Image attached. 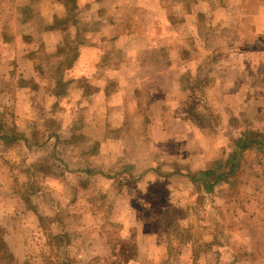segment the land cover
<instances>
[{"label": "rangeland", "instance_id": "1", "mask_svg": "<svg viewBox=\"0 0 264 264\" xmlns=\"http://www.w3.org/2000/svg\"><path fill=\"white\" fill-rule=\"evenodd\" d=\"M195 8L197 19H186ZM133 9L137 41L106 44L103 62L179 67L171 75L186 96L172 82L141 80L163 74L154 70L131 83L113 70L85 79L78 66L56 98L60 52L81 55L112 15L97 23L77 11L72 25L51 0H0V135L24 137L10 147L0 139L1 176L30 208L0 211V235L16 264H264L263 233L248 242L237 215L255 177L264 180V145L233 144L243 125L264 144V0H180L163 29L155 8ZM153 99H169L170 110ZM188 176L220 180L208 194ZM37 201L44 211H32Z\"/></svg>", "mask_w": 264, "mask_h": 264}, {"label": "crops", "instance_id": "2", "mask_svg": "<svg viewBox=\"0 0 264 264\" xmlns=\"http://www.w3.org/2000/svg\"><path fill=\"white\" fill-rule=\"evenodd\" d=\"M51 1L55 2L61 10L63 11L65 10L62 4L58 2L57 0H51ZM101 1L103 2L104 0H77V3H78L77 11H79V16L81 14L83 16L92 14L91 17L92 18L95 17L96 18L95 20H98L97 23H101L104 21L103 15L107 16V13L109 12L113 17V20L107 21L108 23L105 25L106 33L101 32L97 40L87 41L85 43V46H83L81 50V55H77V58L75 62L73 63V65L69 69L65 70V72L70 71L74 69L75 67L78 68V66H81L82 77L85 79L86 78L91 79L93 78V74L97 70L99 72L101 71L110 72L111 70H113L116 72V74L119 76L121 80L127 81V82L130 81L132 83L133 82L132 73H136L138 71H140L141 73H144L146 71L154 70L155 72H161L163 74H159V73L156 74L155 79L150 75L148 76L147 79L144 78L141 80H150L153 82L168 83L169 84L168 87H171V82H172L175 86H177L180 89L179 92H181V96H186L185 95L186 91L190 92L191 90L183 89V87L181 86V78L177 76L175 77V79H173L174 75H171V73H174L173 71H176L178 73L179 67L165 65V66H161L160 68L158 66H150V65H143V64L142 65H129V66L116 64L111 67L109 65H105V63L103 62V58H105V55H102L105 50L104 48L106 44L112 43L113 45L116 46V48L124 47L125 50H128V45H131L137 41L136 37H139V34L134 32L133 29L136 26L135 22H139L140 18L135 16L134 9L136 8L133 9V7L137 6L138 12L140 11L144 12L145 15L149 13V10H150L148 9L149 7L155 8L158 14L157 16H151L153 17L154 22H157V23H154V26L156 29L157 28L163 29L165 27L164 22L166 21L164 16L171 13L172 9L179 7L180 0H114L113 5H109V6H106L104 3L102 4ZM129 2L131 3V5L129 4ZM127 7H130V14L125 13L127 11ZM190 12L191 13L187 14L185 18L186 19L189 18L190 20L193 18L194 20H196L199 9L195 8V10H192ZM131 18H134L135 20L132 21ZM141 23L144 27H147L150 23V20H148L147 18V19H144ZM127 26H129L132 29L130 31L123 32L122 28H127ZM53 30L59 31L56 29H53ZM156 36H160V38H162V36H164V33L157 31ZM0 71L4 72L5 68L0 66ZM125 72L130 73L129 79L128 77L123 75V73ZM120 74H122L123 76L120 77ZM0 92H1L0 102H2V104L4 105L5 90H2ZM176 95H178L179 98H182L180 97L179 94H176ZM167 98H169L168 94H167ZM153 100H155L156 103L167 105L168 110H170V107L168 105V102H170L169 99H162L159 101L158 99H153ZM179 102H180V99H179ZM183 105L184 103H181V107ZM178 106H180V103H178ZM230 119L232 121V118ZM255 119H258V117H256ZM253 121L254 119H251V122H249L248 120V123H253ZM242 130L243 131L240 137L242 139L240 140L238 139L239 141H237L236 143H233L234 146H236L237 148H238V143L241 140H244L245 138H247L249 141L250 140L254 141L253 139L249 137L251 135L252 136L255 135L251 133L253 131L249 129V125L248 127L246 126L244 127L243 125ZM232 134L236 136L233 131H232ZM237 138L238 136H236V139L233 138V141L235 142ZM263 145L264 144H261V143H258L257 145L247 143L245 148L240 149V150L242 151L244 149L256 147L259 151H262ZM24 147H27V145L24 144ZM232 168L235 169V166H233ZM2 173L5 174V167L0 169V211H17L18 203L20 206L19 208L20 211L28 209L29 208L28 206H27L28 208L21 206V205H24L23 203L24 200H22L23 197L19 195V193L15 189V183L12 182L11 179H8V181H6L5 183V176H1ZM177 175H179V173ZM228 177L226 178V180L228 179ZM255 179H256L255 184L253 183V185L255 186L253 188V192L247 196V201L245 202L247 204L245 207V211H243L242 209L241 214L236 212L238 213L237 215L242 217L244 221L243 224L240 226V228L239 227L238 228L242 232V236L244 237V239H247V241L250 243L253 242L254 240L261 241L262 233L264 235V180H262L259 177H255ZM203 180L199 181L200 185L201 187H205L206 189H208L209 190L208 194H209L211 187L208 188L205 184L202 185ZM208 180L212 181L210 179ZM214 180H217V179H214ZM250 187L252 188L251 184H250ZM11 190H12V193H11ZM5 192H7L6 195H5ZM36 204L38 207L34 205V207L31 208L33 209L32 211H36V210L44 211L41 208V204H42L41 201H37ZM261 242H264V241H261ZM193 261L194 263H196L197 260L195 261L193 258ZM253 261H250V262L253 263Z\"/></svg>", "mask_w": 264, "mask_h": 264}, {"label": "trees", "instance_id": "3", "mask_svg": "<svg viewBox=\"0 0 264 264\" xmlns=\"http://www.w3.org/2000/svg\"><path fill=\"white\" fill-rule=\"evenodd\" d=\"M58 2H60L62 4V6L64 7V13L65 16L67 17V21H71L72 24L76 23V14H77V9H78V3L77 0H57ZM56 19L58 17H55ZM59 20L60 24L62 26H65L67 21H64L62 19H57ZM61 20V21H60ZM57 25H51L50 29H54L56 28ZM60 54L63 56L61 58V60L58 62L57 66L54 69L53 75L51 76L52 79H54L55 82V90L53 92V95L58 98V97H62L65 96L67 93V86L70 84L71 80L66 79L64 77V73L65 70L69 69L73 63L75 62L76 58H77V51H76V47L75 46H71L69 47L68 51H61ZM3 124L0 121V129L2 128ZM8 133L6 135H0V139H4L6 141L5 146L10 147L11 145H14V143L20 139H24V137L16 135L12 129H7ZM247 143L250 144H255L257 145L258 142H254L252 140H248L247 138H245L244 140H241L238 143V148L239 149H243L245 148V146L247 145ZM233 169V168H232ZM90 174H92L91 171H89ZM190 181L197 186L200 185V182L198 179H196L193 176H188ZM219 182V179L217 180H212L209 181L207 179L203 180L202 185H206L208 188L214 186L215 184H217ZM199 191V190H197ZM200 199L202 198V195H199ZM133 250V249H132ZM123 255L126 254V252H122ZM193 257L194 260L196 261L197 259V254L196 252H194V247H193ZM0 264H16L15 261V257L12 253V251L10 250L7 242L5 241V239L0 235ZM47 264H67L64 261H60L57 263H54L52 261H48ZM121 264V263H118Z\"/></svg>", "mask_w": 264, "mask_h": 264}]
</instances>
